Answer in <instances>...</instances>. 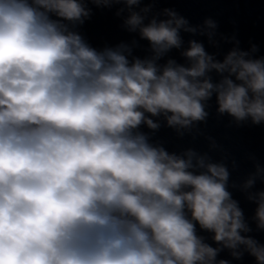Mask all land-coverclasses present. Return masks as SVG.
<instances>
[{"label": "clouds", "instance_id": "9594fccd", "mask_svg": "<svg viewBox=\"0 0 264 264\" xmlns=\"http://www.w3.org/2000/svg\"><path fill=\"white\" fill-rule=\"evenodd\" d=\"M164 2L0 0V264H264V163L233 179L212 137L156 139L195 138L212 101L264 126V54ZM113 8L132 38L95 47L80 28Z\"/></svg>", "mask_w": 264, "mask_h": 264}]
</instances>
